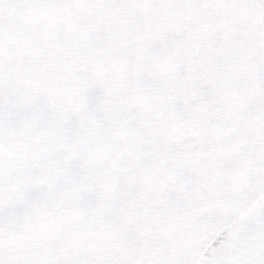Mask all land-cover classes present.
I'll return each instance as SVG.
<instances>
[{"label":"snow or ice","instance_id":"1","mask_svg":"<svg viewBox=\"0 0 264 264\" xmlns=\"http://www.w3.org/2000/svg\"><path fill=\"white\" fill-rule=\"evenodd\" d=\"M0 264H264V0H0Z\"/></svg>","mask_w":264,"mask_h":264}]
</instances>
